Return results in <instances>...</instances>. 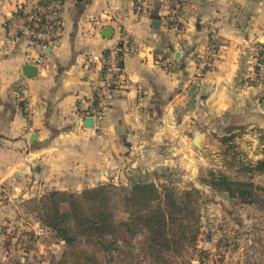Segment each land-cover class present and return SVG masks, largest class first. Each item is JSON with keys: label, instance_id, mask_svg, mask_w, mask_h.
<instances>
[{"label": "crops", "instance_id": "1", "mask_svg": "<svg viewBox=\"0 0 264 264\" xmlns=\"http://www.w3.org/2000/svg\"><path fill=\"white\" fill-rule=\"evenodd\" d=\"M35 1L0 0V263L9 221L29 217L23 206L30 200L165 177L190 185L202 163L193 152L206 151L216 125L264 114L256 50L264 44V0H183L179 33L169 29L173 0H67L61 36L45 49L47 69L27 77L25 65H34L29 58L38 50L17 38L9 21ZM123 29L133 34V53L105 97L103 121L86 127L80 110L93 100L105 54ZM214 36L217 54L190 88L196 57ZM197 134L201 149L193 144Z\"/></svg>", "mask_w": 264, "mask_h": 264}, {"label": "rangeland", "instance_id": "2", "mask_svg": "<svg viewBox=\"0 0 264 264\" xmlns=\"http://www.w3.org/2000/svg\"><path fill=\"white\" fill-rule=\"evenodd\" d=\"M178 2L183 0L172 4ZM241 116L216 125L207 135L206 151L193 152V158H201L202 163L189 179L190 185L173 177L154 181L159 186L171 182L179 192L189 187L200 191L194 203L197 213L190 215L188 210L180 228L170 223L158 243L146 232L133 235L120 229L116 242L111 237L94 242L80 238L69 247L53 231L36 226L35 215L28 213L29 217L21 215L22 220L9 221L0 264H264V169L258 168L264 161V114ZM225 179L253 183L254 203H243L238 197L223 199L218 188ZM27 205L31 206L23 207ZM128 218L125 205L119 204L117 222Z\"/></svg>", "mask_w": 264, "mask_h": 264}, {"label": "trees", "instance_id": "3", "mask_svg": "<svg viewBox=\"0 0 264 264\" xmlns=\"http://www.w3.org/2000/svg\"><path fill=\"white\" fill-rule=\"evenodd\" d=\"M258 56V69L264 65V44ZM264 169V161L259 167ZM212 183V182H210ZM254 184L233 182L225 179L218 191L228 193L231 198H241L243 203H254ZM237 190L240 194H237ZM200 191L189 187L179 192L170 182L159 186L155 182L138 181L131 186L101 184L86 188L80 193L52 190L39 199L29 201L25 210L35 215L41 227H45L56 238L72 247L80 238L90 242L105 237L118 241L120 229L133 235L146 232L154 242L164 238L170 223L178 228L184 225L189 211L195 215V197ZM254 196V197H253ZM124 204L128 214L127 221L116 220L118 205ZM182 218V219H181ZM172 229V228H171ZM183 232V231H182Z\"/></svg>", "mask_w": 264, "mask_h": 264}, {"label": "built area", "instance_id": "4", "mask_svg": "<svg viewBox=\"0 0 264 264\" xmlns=\"http://www.w3.org/2000/svg\"><path fill=\"white\" fill-rule=\"evenodd\" d=\"M67 0H36L28 10H20L9 21V28L17 38L24 39L30 48L37 49V55L30 60L37 66L39 72L47 69L45 49L55 42L62 33L61 11ZM139 1V0H138ZM181 10V2L175 4L169 19V29L179 33L177 15ZM218 48V37L211 38L207 48L196 57V74L192 78L190 88L196 84L213 62ZM134 50L133 34L128 29H123L119 38L111 49L105 54L102 65V81L98 84L91 103L82 110L83 119L93 118L94 125L103 121L105 115V97L110 88L116 84L117 78L123 71L126 55ZM22 103L28 118L34 115L31 95L26 87L22 88ZM43 229H39L42 233Z\"/></svg>", "mask_w": 264, "mask_h": 264}, {"label": "water", "instance_id": "5", "mask_svg": "<svg viewBox=\"0 0 264 264\" xmlns=\"http://www.w3.org/2000/svg\"><path fill=\"white\" fill-rule=\"evenodd\" d=\"M112 35H113V29L111 27H105L104 28V32H103V36L106 37V38H111ZM38 73H39V70H38L37 66H34L32 64L25 65L24 74L27 77H37ZM260 104L264 108V99L261 101ZM84 125L86 127L93 128L94 127L93 118H86ZM200 141H201V136L199 134L195 135V137L193 139V144L196 147L201 148ZM221 197L223 199H225V200H229L230 199V195L228 193H222Z\"/></svg>", "mask_w": 264, "mask_h": 264}]
</instances>
